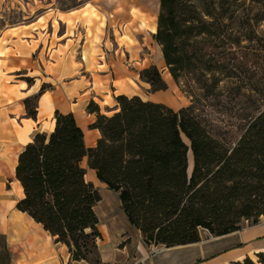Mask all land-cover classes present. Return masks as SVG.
Segmentation results:
<instances>
[{
	"label": "trees",
	"instance_id": "obj_1",
	"mask_svg": "<svg viewBox=\"0 0 264 264\" xmlns=\"http://www.w3.org/2000/svg\"><path fill=\"white\" fill-rule=\"evenodd\" d=\"M154 41L191 105L175 111L140 96L119 95L110 114L90 101V126L100 138L87 147L74 114L56 110L50 133H36L19 154L16 208L65 245L73 261L90 263L102 239L101 196L87 168L117 195L145 247L172 248L257 225L264 216V0H159ZM152 93L167 90L157 66L140 72ZM27 82H32L28 81ZM45 92L44 86L35 96ZM244 98L235 131L202 115L222 98ZM24 100L29 119L38 104ZM243 110V109H242ZM235 132V136H231ZM192 156V166L190 164ZM242 264H264V253ZM96 264H101L100 257Z\"/></svg>",
	"mask_w": 264,
	"mask_h": 264
},
{
	"label": "crops",
	"instance_id": "obj_2",
	"mask_svg": "<svg viewBox=\"0 0 264 264\" xmlns=\"http://www.w3.org/2000/svg\"><path fill=\"white\" fill-rule=\"evenodd\" d=\"M76 1L75 5L67 6L59 0H0V54L3 57L0 70L42 72V79L34 77L35 83L30 87L33 89L36 81H40L52 84L51 89L61 90L67 102H75L66 110H56L74 116L86 114L92 119L88 129L94 132L90 124L96 117L88 114L84 101L77 98L86 95L88 82L84 73L92 71L93 64L85 56H95L97 61L103 59L100 63L110 70L111 64L117 65L123 55L135 53L141 38L139 28L150 17L149 0ZM13 10L18 12L17 22L6 17ZM90 29L92 34L88 32ZM16 49L17 53L13 54ZM10 60L27 63L11 69L13 64L6 63ZM77 74H80L78 78ZM31 88L23 94L27 95ZM48 93L42 94L39 104ZM3 146L1 143L0 151L4 152L7 149ZM8 162L0 158L1 166ZM8 179L0 170V264H87L73 261L65 245L55 243L42 225L16 208L22 196L14 197L7 186ZM99 220L101 226L102 219L99 217ZM124 224L120 230H107L108 239L99 226L101 264H242L245 259L255 261L257 254L264 253V216L257 225L245 224L240 231L221 237L201 230L200 242L172 248L145 247L141 233L129 225L125 215ZM131 229L135 231L133 234ZM129 240L135 247L133 254L129 245H123Z\"/></svg>",
	"mask_w": 264,
	"mask_h": 264
},
{
	"label": "rangeland",
	"instance_id": "obj_3",
	"mask_svg": "<svg viewBox=\"0 0 264 264\" xmlns=\"http://www.w3.org/2000/svg\"><path fill=\"white\" fill-rule=\"evenodd\" d=\"M59 1L61 4L67 6H73L77 2L76 0ZM149 10L150 17H148V22H144L141 28H139V31H141V38L136 45L135 53L132 52V54L127 56L123 55L117 65L111 64L110 70H108L105 65L103 66L101 64L103 59L97 61L95 56L92 58L89 55L85 56L87 61L93 64L90 66L92 71L84 73V75L87 76L88 82L85 91L86 95L83 97L77 96V98L79 101H84L86 107H88V102L94 101L100 107L102 113L108 115L116 106L115 95L119 94H126L128 96L137 95L145 100L160 101L175 111H179L191 105V98L176 84L172 77L168 76V70L165 63L162 61L161 49L153 39L156 33V31L153 32V30L154 26L155 29L157 28V16L160 11L159 0H149ZM6 17H9L11 22H17V10L8 12ZM94 17L96 16L94 15ZM150 21L154 24L151 25ZM88 32L92 34V29ZM17 51L18 49L12 53L15 54ZM2 58L0 54V62H2ZM6 63L10 65L13 64V66L11 65V69H13L14 67L24 66L27 62L23 60L22 63L19 64L10 60ZM263 63L264 59L261 56L250 55L248 57V64L251 67H253V65L258 67ZM152 65L157 66L160 70L164 81L167 83V90L152 93L150 85L140 80V72ZM42 75H44L42 72L31 74L29 72L14 73L12 71L3 72L0 70V110L2 109V111H0V123L3 126L0 128V144L3 143V147L7 149L4 152L0 151L1 159L6 158L7 161H14L16 155L19 154L25 146V141L32 140L36 133L51 132L55 114L54 109L66 110V108L72 107V104L75 102H67L65 100L66 108H59L56 105L57 103H55V99L59 97L60 93L62 95L63 93L59 89H51L52 84H48L47 82L36 81L37 85L32 89L30 86H33L35 83L33 78L36 77L41 80ZM79 75L80 74H77L76 77L78 78ZM27 80L32 82L29 83ZM43 86L45 92H49L46 97L51 98V95L52 98L50 100L54 101L46 108L43 106V101L46 97L42 99L40 104L34 99ZM30 88L31 91L27 95H24L23 93L28 92ZM26 98L31 100V107L38 104V113L40 115L35 122L27 116L23 103ZM222 102H224V106L210 104L207 105L201 113L204 117H207L213 126L224 127L226 125L230 130L235 131V127L239 123L238 116L247 107L246 100L242 97L235 99L230 96H224ZM83 115L88 122H91V118L87 117L86 114ZM91 125L92 124H90V126ZM27 128L30 129V134L26 139L21 140L18 133ZM235 134V132H231L232 137H234ZM12 181V179H8L9 184H7L11 190L13 189L11 187ZM93 184L101 196V201L95 210L98 217L102 219L100 226L101 231L105 233L108 239V231H113L116 228L120 230L124 227V214L115 193L109 191L103 184ZM14 197L17 198L19 195L14 193ZM130 232L133 234L135 231L131 229ZM130 232L127 231V234ZM126 244L129 245L131 254H133L135 247L133 243H131V240L123 243V245ZM97 259H99V254L91 256L90 263L96 264Z\"/></svg>",
	"mask_w": 264,
	"mask_h": 264
},
{
	"label": "bare ground",
	"instance_id": "obj_4",
	"mask_svg": "<svg viewBox=\"0 0 264 264\" xmlns=\"http://www.w3.org/2000/svg\"><path fill=\"white\" fill-rule=\"evenodd\" d=\"M157 19H158V16H157ZM153 24L154 23L151 22V25H153ZM155 31H156V29H155V26H154L153 32H155ZM162 61L164 63V60H162ZM168 76L171 77V75L169 74V72H168ZM50 99L51 98H49V97H46L44 99L43 106L45 108L48 107V105H51L52 102H54V101H52ZM151 101L158 102V103H162L160 101H154V100H151ZM55 103H57L56 105L59 108H66V106H65V99H64V97H63V95L61 93H60L59 97L55 99ZM83 114L84 113H78V114H76L75 119H76L78 125L84 131L86 146L87 147H93V146H95V144L97 142V139L100 138V133H99L98 130H96L94 132L89 131V129H88L89 122L86 120V118L84 117ZM54 127H55V120L53 121L51 131L54 130ZM29 128L24 129V130H22V131H20L18 133L21 140H24V139H26L28 137V135L30 134V129ZM30 141L31 140H28L27 142L25 141V145L28 144ZM19 154L16 155V158H15L14 161L11 160V161H9L7 164H5L3 166L0 165V170H3V172L5 173V175L7 177H9L10 179L13 180L12 183H11V187L13 188L12 191H11V193H13V195H14V193H16L17 195L23 197L22 187L20 186L19 182L15 179V168H16V164L18 162ZM190 164L192 166V156L191 155H190ZM82 166L87 169V175H86L87 181L93 182L95 184H102L97 179L95 172L87 168L85 161H84V163H83ZM103 186H105V185H103Z\"/></svg>",
	"mask_w": 264,
	"mask_h": 264
}]
</instances>
